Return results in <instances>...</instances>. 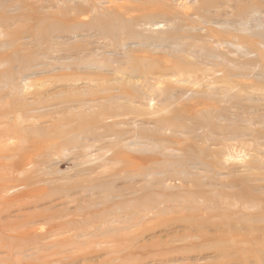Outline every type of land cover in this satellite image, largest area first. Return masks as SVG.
<instances>
[{
	"label": "rangeland",
	"instance_id": "1",
	"mask_svg": "<svg viewBox=\"0 0 264 264\" xmlns=\"http://www.w3.org/2000/svg\"><path fill=\"white\" fill-rule=\"evenodd\" d=\"M88 2L92 3L93 0H88ZM98 2L95 4L101 12L110 9L118 11L116 9L121 7L119 11H122L123 18H126L128 14V17L139 16L142 14L139 12L140 8L149 7L155 13L154 23L160 25L155 30H151L153 32H146L144 35L156 36L159 33L171 31L170 34L177 36L180 43L187 42L188 49H185L187 52L173 53V50H170L167 45L156 47L154 50L147 48L141 50L143 47L136 48L138 45L136 43H139L137 39L120 41L121 38L113 43L102 37L96 28L90 30L82 28L73 32L70 27L72 22L60 24L70 28L67 32L49 36L48 39L54 44L49 53L34 52L33 47L36 41L27 35L17 37L19 42L17 43L27 44L29 50L21 51L13 58L10 56V51L0 52V57H10L14 61L15 59L21 60V57L32 52L34 55L31 53L28 56H34L32 58L37 61L34 62L35 64L38 65L41 62L46 64L43 69L30 66L23 69L24 72L19 69L27 79L30 76L27 86L30 87L31 93L29 89L28 92H25L28 95L20 97V102L26 103L24 105L27 107L17 109V112L13 110L19 115L14 117L15 114H12L7 123L16 126L19 118H24L22 122L26 120V123H21L20 120V124H17L21 128L20 131L23 129V132H26L24 134L26 137L15 139L14 143L19 149V154L22 150V156L27 151H37L32 157L34 167L32 168L33 173L29 177L30 185H32L29 188L39 186L36 183L38 178L45 179L41 186L50 189L52 193L58 192L43 201L38 208H47L48 213L59 212L56 213L57 217L55 215L46 221L35 222L34 229L25 236H16L1 230L0 258L2 260L0 259V263L264 264V0H98ZM256 2H259L258 5H262V7L255 6ZM39 5L35 4L36 7ZM42 6L41 12L43 13L55 11L54 8H51L54 4L50 1L45 2ZM81 6L87 5L84 3ZM253 6H255L254 10H257H255L256 12L250 8ZM157 9L167 11L168 15H163V11L160 10L157 12ZM242 11L249 13L246 14ZM125 12L130 13L125 14ZM91 16V14H87L80 19L87 22ZM77 22L74 23L77 24ZM24 24L26 23L16 20L10 29L18 27L22 30L25 26L28 28L30 25ZM106 24L108 25L109 21L93 25L105 28ZM20 38L21 40H19ZM0 40H4V38L0 36ZM122 42L127 47L137 49L136 56L152 60L158 66L151 70L143 64L145 68H140L133 74L128 60L121 58L122 56L120 55V57L118 54L121 52L119 47ZM190 51L192 52L190 53ZM208 51L213 52L212 55H221V52L223 53L221 56L224 57L218 58V61L221 60L218 63L217 59H212L209 56ZM214 52H218V54ZM117 58L118 60L121 58L120 61L124 68L122 65L121 67L126 69L124 71L126 75L112 74V70L116 67L114 60ZM95 59L97 63L105 62L106 66H100L101 69L97 67L93 70L89 67L86 69L78 67L79 62L95 61ZM108 59L111 61L107 62ZM124 60H127L128 63ZM176 61L179 66L174 69L173 63ZM34 63H32L33 66H35ZM68 63L71 65L66 70L64 65L69 66ZM15 65L17 66L16 63ZM188 65L192 68H189L188 71H195L190 77V79L193 78V81L185 83L187 85L174 83L170 79L173 75L172 72H175L180 66L179 69L188 68ZM213 65L215 66L213 67ZM4 66L3 69L0 67V72L6 69V65ZM107 67L111 69L109 70ZM14 70L19 72L18 68H14ZM29 70L32 73H29ZM165 70L167 71L165 72ZM211 70H216L215 73L221 72L215 74L211 73ZM161 71L165 72L160 79L162 84L154 85L155 88L153 83L148 82L149 87H154L153 108L148 109L145 101L131 99L134 88L137 89L142 80L144 82V78L152 81V78L159 76L156 72ZM95 73L100 77L99 81H97L99 77L94 76ZM203 73L206 74V77L208 76V78L205 77L207 80L202 79ZM213 74L216 77L220 76L216 79L215 76H212ZM140 76L144 77L139 79ZM86 77L87 80H85ZM93 79L96 80L93 81ZM208 86L215 91L214 93L207 92L210 95L209 98L205 96L209 89ZM161 88L164 90L162 91ZM169 88L175 90L174 101L173 98L169 100L163 95V92ZM198 89L205 90L203 92L199 90L200 95V93H195ZM179 90L181 91L178 92ZM188 90H195V92L192 91L196 95L193 96L195 99L190 98L192 94H187L190 99L186 98L185 92ZM156 91L159 92L160 98ZM35 92L36 94L33 95ZM223 92H227V95L223 96ZM30 94L32 98L29 96ZM231 94L233 95L231 96ZM35 95L37 96L34 97ZM182 96L184 100L181 99ZM218 96L220 98H216ZM225 97L228 101H223ZM232 97H235L233 101ZM1 100L7 102L6 107L10 106L12 100L15 101L13 98H2ZM3 101L0 103L3 104L1 107L5 109ZM75 102L80 104L77 106ZM89 102L93 105H89ZM97 106L98 108H95ZM117 106L120 107V110ZM37 109L41 112H38ZM87 115L90 116L87 117ZM181 115L185 119H182ZM93 117L95 118L92 120ZM211 117L212 122L209 121ZM67 118L71 121L67 120L69 124L65 125L62 120ZM187 123H190L189 127ZM204 126H208L209 131ZM59 130L61 133L66 131V136H64L65 133H62L61 138H59L60 136L56 138L58 136L56 131ZM105 131L107 137L104 134ZM167 131L169 132L167 133ZM152 132L155 134L152 135ZM29 135L30 137H28ZM148 135L155 138L148 137ZM223 136H226V140ZM162 138L167 141L161 140ZM34 142L41 146L36 151L32 147ZM55 143H59L61 146ZM211 144L218 148L213 149ZM231 144L235 147L229 151V156L231 155L230 157L233 159L226 157L228 159L225 160L226 158H222L224 154L228 153L224 150L226 149L225 145ZM188 146H191L189 147L191 151L188 150ZM79 148L86 151L85 154L88 155L84 156V159V153ZM220 148H224L223 151ZM53 149L55 152H51ZM59 149L61 151H58ZM44 151L45 155L46 152L49 153L45 156ZM70 151L75 152L70 153ZM193 151L197 153H193ZM41 153L43 154L40 155ZM185 154L189 158L191 157L194 163H191ZM173 159L176 160L178 166ZM101 161L105 162L101 163ZM79 162L83 167L78 165ZM199 162L200 164H198ZM206 163H209L210 169L207 168ZM87 164L89 165L87 166ZM90 170L92 171L90 172ZM42 174L44 175L42 176ZM77 174L79 176H76ZM85 180L90 182L86 183ZM159 183L162 185L160 186ZM17 184L20 183L17 182ZM85 184L88 186L85 187ZM93 185L96 187L94 188ZM87 188L92 191H88ZM61 190L63 191L61 192ZM255 203L260 204L257 207ZM247 204L249 205L247 206ZM50 205L51 207H49ZM23 211L34 213L37 209L31 206ZM1 218L2 222L13 220L5 215ZM261 220L262 222H259ZM56 223L62 224V229L50 232L51 226ZM48 231L50 233L45 237L42 236ZM60 238L64 244L61 243ZM4 239L9 241V244ZM253 239H256V242ZM9 246L15 247V250L13 251ZM5 259H8V262Z\"/></svg>",
	"mask_w": 264,
	"mask_h": 264
},
{
	"label": "bare ground",
	"instance_id": "2",
	"mask_svg": "<svg viewBox=\"0 0 264 264\" xmlns=\"http://www.w3.org/2000/svg\"><path fill=\"white\" fill-rule=\"evenodd\" d=\"M33 1V2H32ZM48 1H50L52 4H54V6L53 7H51V8H54L55 9V11L54 12H51V11H49V12H45V13H43V12H41V10H42V5L45 3V2H48ZM96 2H98V0H93V2L92 3H89L88 2V0H60L59 2H58V0H31V2H30V0H0V36H2L3 38H4V40H0V52L1 51H10L11 52V55L10 56H12V58H13V56H15L16 54H18L19 52H23V51H25V50H29L30 48L29 47H27V44H23V43H20V44H18L19 42L17 41V37H23V36H26L27 35V37H29V38H31L32 40H34V41H36V43H35V45H34V47H33V49H34V52H36V51H40V52H44V53H49L50 51H51V49L54 47V44L53 43H51L50 42V40L48 39L49 38V36H53V34H61V33H65V32H67V30H69L70 28H68V27H66V26H61L60 24H62L63 22H72L73 24L70 26V27H72L71 28V30H73V32L74 31H77V30H79V29H82V28H87V29H93V28H96L97 30H98V32L101 34V36L102 37H104L105 39H109L111 42H116V40L118 39V40H120L121 38V40L120 41H122V40H127V39H130V40H132V39H137L138 41H139V43H136V44H138L137 45V47L136 48H140V47H143V49H141V50H144V48H147V49H149V50H154L156 47H162V46H165V45H167L168 46V48L170 49V50H173L172 52L174 53V52H187L185 49H188L187 48V45H186V43L187 42H185L184 40V43H180L179 42V39H178V37L177 36H175V35H172V34H170V32L168 33V32H163V33H157L158 35H156V36H146V34L144 35V33H146V32H153V31H151V30H155V28H157V27H159V25L160 24H157V23H154V21H153V19H155V13H153V10H150L149 9V7H142V8H140L139 9V12L140 13H142L141 15H139V16H130V17H128V13H130V12H125V14H128L127 15V17L126 18H123V14H122V11H119L120 9H121V7H118V8H120V9H116V10H118V11H114L115 9H110V10H106V11H103V12H101V10H99V8L97 7V4H95ZM29 3V4H28ZM86 4L87 6H81V4ZM99 3V2H98ZM110 3V2H109ZM115 3V2H114ZM257 3V2H256ZM259 3V2H258ZM258 3L257 4H255V6H257L258 5ZM35 4H40L39 5V7H36L35 6ZM101 4V3H100ZM260 4V3H259ZM123 6V5H122ZM255 6H253V7H250V8H252L253 10H254V8H255ZM259 6V8L260 7H262V5H258ZM263 6H264V4H263ZM83 7H84V9H83ZM249 8V9H250ZM258 8V7H257ZM258 8V9H259ZM249 9H248V11H249ZM149 10V11H148ZM158 10V9H157ZM157 10H154V11H157ZM161 12L163 11V10H161V9H159ZM159 10L157 11V12H159ZM252 10V11H253ZM256 10V9H255ZM254 10V11H255ZM248 11H242V12H244V13H246L247 14V12ZM250 11H251V9H250ZM254 11H253V13H254ZM257 11V10H256ZM255 11V12H256ZM164 12V13H163ZM162 12V14L163 15H168L165 11H163ZM124 13V12H123ZM136 13V12H135ZM135 13H133L134 15H135ZM166 13V14H165ZM249 13V12H248ZM10 14H12V15H10ZM87 14H91L92 16L88 19V21L87 22H83V20H81L80 18L81 17H83L84 15L85 16H87ZM131 15V14H130ZM170 15V14H169ZM125 16V15H124ZM160 16H161V14H160ZM55 18V19H54ZM16 20H18V21H21L22 23H28L27 25H29L28 26V28L26 27H24L22 30L20 29V28H13V29H10L12 26H14V24H15V22H16ZM75 21H78L77 22V24H75L74 22ZM109 21V24L107 25L106 24V27L105 28H103V27H96V25H93V24H95V23H97V24H101V23H104V22H108ZM26 24H24V25H26ZM71 32V31H70ZM72 34H75V33H72ZM124 38V39H123ZM2 39V38H1ZM19 40H21V38L19 39ZM18 42V43H17ZM191 47V46H190ZM120 50H121V52L120 53H118L119 54V56L121 57V58H123V59H127L128 60V62H129V64H130V66H131V71H132V73L134 74L135 72L134 71H139L140 70V68H142L143 69V67L145 68V66H147V68L148 69H151V70H154L155 69V67H157L158 65L155 63V62H153L152 60L151 61H149V60H147L145 57H140V56H136L135 54H137V52H138V50L137 49H133V48H131V47H127L126 46V44L124 43L123 44V42H122V44L120 45ZM93 50V49H92ZM135 50H137V51H135ZM192 50V49H191ZM97 52V51H96ZM141 53H145V54H150V53H147L146 51H140ZM192 51H190V53H191ZM212 52V51H211ZM32 53V52H31ZM31 53H28V55L30 54L31 55ZM43 53V54H44ZM207 53H209V56H211L212 57V59H217V62L219 63L220 61H218V58H220V57H224V56H221L223 53H221L220 52V54L221 55H212V53H210L209 51L207 52ZM214 53H217L218 54V52H214ZM40 54V53H39ZM97 54V53H96ZM114 54V53H113ZM134 54V55H133ZM5 55V54H4ZM27 54H26V56H24V57H21L22 59L21 60H16L15 59V61L14 60H12V59H10V57H0V67H2V69H3V67H5L4 65H6V69L4 70V71H2V72H0V101H3V100H1L2 98H13V99H15V101L14 100H12V102H11V104L9 103V101H8V104H10V106H8V107H6L5 105H6V103H5V101H3V103H4V106L3 107H5V109L4 108H2L1 107V105H3V104H1L0 103V218H1V216H3V215H5L7 218H13V220H11V221H9V220H7V221H4V222H2L1 221V219H3V218H1L0 219V231L1 230H3V231H8V232H10V233H13L14 235H16V236H25L26 234H29V231L30 230H33L34 229V224H35V222H37V221H46V220H48V219H51V218H53V217H55V215H56V213H59L58 211H56L55 213L53 212V213H48L47 211H46V209L45 208H38V206L41 204V203H43V201H45L47 198H50V197H52V196H54V194H57V192L56 193H52V191L50 190V189H47V188H45V187H43V186H41L44 182H45V179H43V178H38L37 179V184L39 185L38 187H30L29 188V186H32V185H30L31 184V179H29V177L31 176V174L33 173V170H32V168L34 167V165L32 164V157H33V155H35L34 153H36L37 151V149H39L41 146H39V144H36V142H34L33 144H32V147L33 148H35V151L36 152H34V151H30V152H28L27 150V152H25V153H23V154H25L24 156H22L21 154H22V150H20L21 151V153L19 154V149L15 146V143H14V140L15 139H19V138H22V137H24L25 135L24 134H26V132H23L24 130L22 129V131H20L21 130V128H20V126L18 125L17 126V124L19 123V121L21 120V123H24V122H22V119H24V118H14L15 120H17L18 119V122H17V124H16V126H15V124H13V125H9L8 123H7V121H8V119H9V116H11L12 114H15V116L14 117H16V115H19V113H15L13 110H15L16 112L18 111L17 109H25L26 107H25V105L24 104H26V103H21L20 102V99L21 98H23V96L24 95H26L27 93H25V92H28V90L30 89V87L29 86H27L28 85V81L30 80L29 79V77H28V79H27V77L26 76H24L23 75V72H24V70L23 69H26L27 67H35V68H41V69H43V67L46 65V64H44V63H40V64H35L37 61H35V58H32V57H34V56H28ZM32 55H34L33 53H32ZM42 55V54H41ZM101 55V54H100ZM2 56V55H1ZM45 56H46V54H45ZM35 57L37 58L38 56H36V53H35ZM98 57V56H97ZM96 57V58H97ZM120 58V59H121ZM148 58V57H147ZM120 59L118 60V58L117 59H115L114 60V65H115V63H116V67H115V69L114 70H112V74L113 75H119V76H123V75H126L125 74V70L126 69H122V67H123V65H122V61H120ZM186 59V58H185ZM224 59V58H223ZM38 60V59H37ZM40 60V59H39ZM42 60V59H41ZM40 60V61H41ZM82 60V59H81ZM104 60V59H103ZM127 60L125 61V62H127ZM17 61V62H16ZM83 61V60H82ZM99 61V60H98ZM110 62L111 60H107V62ZM148 61V62H147ZM35 62V63H34ZM79 62V61H78ZM113 62V61H112ZM127 62V63H128ZM15 63L17 64V66L15 65ZM32 63H34V65L35 66H33V64ZM105 63V62H104ZM103 62L102 63H97V61H96V59H95V61H86V62H83V63H78V67L80 68H92V70L94 69V68H97L98 67V69H101V68H99L100 66H106V64H104ZM178 62L176 61V62H174L173 63V68L174 67H177V66H179L178 64H177ZM186 63V62H185ZM218 63H216V64H218ZM69 64V66L67 65V66H65L66 65V62H65V65H64V68L67 70L69 67H70V65H71V63H68ZM125 64V63H124ZM143 64H145V66L143 65ZM212 64V63H211ZM213 64H215V62H213ZM15 65V66H14ZM75 65V64H74ZM73 65V66H74ZM97 65H99V66H97ZM109 65V64H108ZM121 65H122V67H121ZM126 65V64H125ZM128 65V64H127ZM176 65V66H175ZM180 65H181V63H180ZM183 65V64H182ZM220 65V64H219ZM218 65V66H219ZM222 65V64H221ZM8 66V67H7ZM83 66V67H82ZM186 66V65H185ZM185 66H184V68H185ZM191 66V65H190ZM215 65H213V67H214ZM181 67V66H180ZM179 67V68H180ZM183 67V66H182ZM14 68H18V70L19 69H22V71L23 72H21L20 70H19V72H15V70H14ZM38 68V69H39ZM62 68V67H61ZM72 68V67H71ZM108 68V67H107ZM114 68V67H113ZM124 68V67H123ZM177 69V70H175V72H172V70H171V72L173 73V75H171V77H170V79L171 80H173V82L174 83H176V84H178V85H184L185 83H190L191 82V80L193 81V78L192 79H190V77L193 75V73L195 72H190V71H188V69L189 68H191V67H189V65H188V68L186 67L185 69ZM195 68V67H194ZM218 68H220V67H218ZM31 69V68H30ZM33 69V68H32ZM109 70L111 69V68H108ZM141 69V70H142ZM175 69V68H174ZM192 69V68H191ZM208 69V68H207ZM207 69H204V70H207ZM217 69V68H216ZM83 70V69H82ZM89 70V69H88ZM1 71V70H0ZM99 71V70H98ZM107 71V70H106ZM167 70H165V72H166ZM174 71V70H173ZM212 71V70H211ZM216 71V70H215ZM215 71H212L211 73H215ZM222 71H224V70H222ZM25 72H27V71H25ZM100 72V71H99ZM109 72V71H108ZM165 72L164 71H161V72H156V74H159V76L157 77V78H152V81H148L146 78H144L145 80H144V82H143V80H142V82L140 83V85H139V87H137V89L136 88H134V93H133V96L131 97V99L132 100H141V101H145L146 102V106H147V108L148 109H150V108H153L154 107V105H152V103H153V97H155V93H153V89H154V87L156 88V86L158 85L159 86V84H162V82L160 81V79L163 77V75L165 74ZM206 72V71H205ZM221 72V71H220ZM220 72H216L215 74H219ZM29 73H32V72H30V70H29ZM110 73V72H109ZM197 73V72H196ZM25 74V73H24ZM27 74H28V72H27ZM26 74V75H27ZM96 74V73H95ZM226 74V73H225ZM28 75H30V74H28ZM33 75V74H32ZM209 75V74H208ZM93 76V75H92ZM94 76H97V74L96 75H94ZM104 76V75H103ZM212 76H215L216 77V75H212ZM220 75H217V77H219ZM230 76V75H229ZM84 77V76H83ZM89 77V76H88ZM99 76H97V78H98ZM144 76H140V77H138L139 79H142ZM197 77V76H196ZM203 77V78H202ZM201 78L202 79H204L205 77H206V74L205 73H203V76H202ZM217 77H216V79H217ZM231 77V76H230ZM93 78V77H92ZM96 78V77H95ZM135 78V77H134ZM200 78V79H201ZM206 78H208V76L206 77ZM205 78V79H206ZM212 78V77H211ZM228 78V77H227ZM82 79H85V78H82ZM99 79H100V77L98 78V80L97 81H99ZM189 79H190V81H189ZM204 79V80H205ZM81 80V79H80ZM85 80H87V77H86V79ZM96 80V79H95ZM94 79H93V81H95ZM102 80V79H101ZM106 80V79H105ZM195 81H196V78L194 79ZM207 80V79H206ZM93 81H91V82H93ZM200 81V80H199ZM219 81V80H218ZM148 82L151 84V83H153L152 85L154 86V85H156V86H150L149 87V85H148ZM208 82V81H207ZM94 83V82H93ZM201 83V82H200ZM144 84H146L145 86H144ZM175 84V85H176ZM195 84V83H194ZM202 84V83H201ZM204 84V83H203ZM218 84H219V82H218ZM185 85H187V84H185ZM215 85H217V84H215ZM32 86V85H31ZM239 86V85H238ZM187 87V86H186ZM211 87H212V84H211ZM157 88H159V87H157ZM164 88H166V87H164ZM189 88V87H188ZM204 88V87H203ZM208 88L210 89H208L207 90V88H206V94L207 95H205V96H207L208 98L210 97V95H208V93L207 92H215V91H213V88H212V90H211V88H210V86H208ZM159 91H161L162 90V88H161V90L160 89H158ZM164 90V89H163ZM162 90V91H163ZM197 90V89H196ZM201 91V89H198V91ZM203 91L205 90V89H202ZM181 90H179L178 92H180ZM193 91V90H192ZM191 90L189 91L188 90V92H185V94L187 95V94H189V95H191V97L190 98H194L195 99V97H193V96H196V95H194V93L193 92H195V90L192 92ZM198 91H196L195 93H200V91L198 92ZM203 91H201V92H203ZM225 91V90H224ZM29 92L31 93V89L29 90ZM155 92V91H154ZM209 92V93H210ZM158 93L159 92H157L156 91V94L158 95ZM212 93V94H213ZM224 94H222L223 96H226L227 94V92L225 93V92H223ZM34 94H36V92L35 93H33V95ZM184 94V95H185ZM204 94V93H203ZM211 94V95H212ZM23 95V96H22ZM28 95V94H27ZM32 95V96H33ZM163 95L167 98V99H169V100H171L174 96H175V90H174V88H169V89H166V91H164L163 92ZM176 95H178V94H176ZM185 95V96H186ZM189 95H187L186 96V98L188 99L189 97ZM200 95H201V93H200ZM229 95V94H228ZM233 94H231V96H232ZM13 96H15V97H13ZM30 97H31V94L29 95ZM29 96H28V98H29ZM37 95H35L34 97H36ZM163 96V97H164ZM184 96V97H185ZM204 96V95H203ZM204 96V97H205ZM215 96V95H214ZM230 96V95H229ZM229 96H227L228 97V100L230 99L229 98ZM21 97V98H20ZM26 97V96H25ZM33 97V98H34ZM158 97H159V95H158ZM161 97V96H160ZM159 97V98H160ZM17 98V99H16ZM32 98V97H31ZM153 98V99H152ZM157 98V97H156ZM166 98H162L163 100L164 99H166ZM178 98V97H177ZM189 98V99H190ZM197 98V97H196ZM216 98H220L219 96L218 97H216ZM233 98H235V97H232V101H233ZM26 99H27V97H26ZM181 99H183V96H182V98ZM186 99V100H187ZM207 99V98H206ZM132 100H131V102H132ZM176 100H178V99H176ZM184 100V99H183ZM221 99H219V101H220ZM225 100H227L226 99V97H225V99L223 98V101H225ZM227 100V101H228ZM237 100V99H236ZM138 101V103H140ZM167 101V100H166ZM165 101V102H166ZM173 101H174V98H173ZM229 101H231V100H229ZM82 101L80 100V103H81ZM169 102H171V101H169ZM221 102V101H220ZM238 102V101H237ZM76 103V102H75ZM80 103H76L77 104V106H78V104H80ZM95 103V102H94ZM222 103H224V102H222ZM230 103V102H229ZM7 104V105H8ZM88 104V103H87ZM89 105H91L90 104V102H89ZM93 105V104H92ZM91 105V106H92ZM95 105V104H94ZM162 105V104H161ZM171 105H172V103H171ZM81 106V105H80ZM83 106V105H82ZM81 106V107H82ZM167 106H169V105H167ZM234 106V105H233ZM35 107V106H34ZM81 107H78V108H81ZM86 107H87V105H86ZM90 107V106H89ZM102 107H103V105H102ZM118 107V109L120 108L119 106H117ZM161 107V106H160ZM164 107V106H163ZM38 108V107H37ZM41 108V107H40ZM43 108H45V107H43ZM88 108V107H87ZM95 108H98V106L97 107H95ZM100 108V107H99ZM33 110L35 109V108H32ZM32 109H31V112H32ZM39 109V108H38ZM38 109H37V111H38ZM101 109V108H100ZM117 109V108H116ZM117 109V110H118ZM123 109V108H122ZM121 109V110H122ZM147 109V110H148ZM29 110V109H28ZM43 110H45V109H43ZM83 110V109H82ZM86 110H89V109H86ZM94 110H97V109H94ZM104 110V109H103ZM120 110V109H119ZM164 110V109H163ZM168 111H170L171 112V110H169V109H167ZM166 110V111H167ZM21 111V110H20ZM36 111V112H37ZM40 111V110H39ZM38 111V112H39ZM92 111V110H91ZM97 111H99V110H97ZM105 111H107V110H105ZM125 111H127V110H125ZM151 111V110H150ZM149 111V115H150V113L153 111V109H152V111L150 112ZM175 111V110H174ZM209 111V110H208ZM214 111V110H213ZM25 112V111H24ZM33 112H35V111H33ZM41 112V111H40ZM89 113H90V111H88ZM87 112V113H88ZM81 113V112H80ZM79 113V114H80ZM94 113H95V111H94ZM102 113V112H101ZM155 113H157L156 111H155ZM154 113V114H155ZM169 113V112H168ZM167 113V114H168ZM207 113H210V112H207ZM26 114H27V112H26ZM29 114V113H28ZM35 114V113H34ZM39 114V113H38ZM92 114V113H91ZM165 114V113H164ZM175 114V113H174ZM179 114V113H178ZM216 114V113H215ZM217 114H218V112H217ZM94 115V114H93ZM93 115H91V116H93ZM95 115H97V114H95ZM153 115V114H152ZM173 115V114H172ZM207 115H209V114H207ZM207 115H205L206 116V118H207ZM220 115V114H219ZM20 116H22V115H20ZM27 116V115H26ZM29 116V115H28ZM88 116H90V115H87V117ZM102 116H104V115H102ZM108 116V115H107ZM106 116V117H107ZM156 116H157V114H156ZM182 116V115H181ZM213 116V115H212ZM78 117H81L80 115H78ZM82 117H84V116H82ZM175 117V116H174ZM183 117V116H182ZM29 118H30V116H29ZM39 118V117H38ZM37 118V119H38ZM42 118V117H41ZM95 117H93L92 118V120L94 119ZM109 118V117H108ZM177 118V117H176ZM180 118V117H179ZM178 118V119H179ZM200 119L202 118V116L201 117H199ZM210 118V117H209ZM214 118V117H213ZM43 119V118H42ZM73 119H75V118H73ZM81 119V118H80ZM171 119V118H170ZM182 119H185L184 117L182 118ZM198 119V118H197ZM67 120L69 121L70 119H63L62 121H63V124H65L66 125V123H67ZM207 120H209V119H207ZM31 121V120H30ZM71 121V120H70ZM69 121V122H70ZM72 121H74V120H72ZM80 121V120H79ZM157 121V120H156ZM163 121V120H162ZM165 121V120H164ZM174 121V120H173ZM209 121H211L212 122V117H211V120H209ZM208 121V122H209ZM9 122V121H8ZM16 122V121H15ZM14 122V123H15ZM82 122V121H81ZM175 122V121H174ZM173 122V123H174ZM199 122H201V121H199ZM204 122H206L205 121V119H204ZM211 122H209V123H211ZM26 123V122H25ZM83 123H85L84 121H83ZM154 123H155V121H154ZM183 123V122H182ZM181 123V124H182ZM198 123V122H197ZM203 123V122H202ZM20 124V123H19ZM69 123H67V125H68ZM80 124V123H79ZM98 124V123H97ZM171 124H172V122H171ZM184 124V123H183ZM188 124V123H187ZM190 124V123H189ZM189 124H188V127H189ZM201 124V123H200ZM213 124V123H212ZM215 124V123H214ZM106 125V124H105ZM118 125H120V124H118ZM185 126H186V124H184ZM207 125V124H206ZM93 126V125H92ZM95 126H96V124H95ZM155 126V125H154ZM169 126V125H168ZM203 126V125H202ZM97 127H100V126H97ZM106 127V126H105ZM156 127H158V126H156ZM178 127V126H177ZM181 127V126H180ZM183 127V126H182ZM204 127H208V126H204ZM20 128V129H19ZM23 128V127H22ZM102 128V127H101ZM166 128H167V126H166ZM176 128V127H175ZM174 128V129H175ZM183 128H185V127H183ZM210 128H211V126H210ZM169 129V128H168ZM172 129V128H171ZM178 129H179V127H178ZM178 129H176L177 131H179ZM193 129V128H192ZM208 129V131H209V128H207ZM207 129H205V130H207ZM218 129H220V128H218ZM223 129V128H222ZM68 130H70V129H68ZM103 130V129H102ZM106 130V129H105ZM163 130V129H162ZM176 130H174L175 132H176ZM189 130H191V129H189ZM213 130H217V129H213ZM221 130V129H220ZM219 130V131H220ZM27 131V130H26ZM28 131H29V128H28ZM164 131H165V129H164ZM173 131V132H174ZM185 131H187V130H185ZM207 131V132H208ZM218 131V130H217ZM222 131V130H221ZM220 131V132H221ZM233 131V130H232ZM66 132V131H65ZM64 132V133H65ZM155 132V131H154ZM169 131H167V133H168ZM181 132V131H180ZM197 132V131H196ZM201 132H203V131H201ZM205 132V131H204ZM206 132V133H207ZM225 132V131H224ZM63 133V132H62ZM61 133V131L59 130V131H56V135H58L56 138H58L59 136V138H61L63 135H61L62 134ZM63 133V134H64ZM68 133V132H67ZM107 132L105 131V133L104 134H106ZM120 133V132H119ZM151 133V132H150ZM192 133H193V131H192ZM199 133V132H198ZM197 133V134H198ZM227 133V132H226ZM225 133V134H226ZM236 133V132H235ZM31 134V133H30ZM155 133H153L152 132V135H154ZM159 134V133H158ZM185 134H187V133H185ZM202 134V133H201ZM222 134V133H221ZM233 135H234V133H232ZM116 135H117V133H116ZM150 135V134H149ZM148 135V137H153V136H149ZM166 135V134H165ZM183 135V134H182ZM217 135V134H216ZM229 135H230V133H229ZM55 136V135H54ZM64 136H66V133L64 134ZM104 136V135H103ZM118 136V135H117ZM184 136H187V135H184ZM188 136H190L189 135V133H188ZM192 136V135H191ZM199 136V135H198ZM197 136V137H198ZM207 136V135H206ZM208 136H210V135H208ZM218 136H220L219 134H218ZM222 136V135H221ZM239 136V135H238ZM26 137V136H25ZM28 137H30V135L28 136ZM53 137V136H52ZM105 137V136H104ZM106 137H107V134H106ZM157 137V136H156ZM195 137V136H194ZM193 137V138H194ZM211 137H212V134H211ZM226 137V136H225ZM224 136H223V138H225ZM153 138H155V137H153ZM167 138V137H166ZM203 138V137H202ZM222 138V139H223ZM234 138V137H233ZM238 138V137H237ZM23 139V138H22ZM157 139V138H156ZM160 139V138H159ZM165 139V138H164ZM163 138L161 139V140H164ZM206 139V138H205ZM231 139H232V137H231ZM230 139V140H231ZM236 139V138H235ZM151 140H152V138H151ZM166 140V139H165ZM213 140H214V138H213ZM224 140H226V138L224 139ZM228 140V139H227ZM237 140V139H236ZM167 141V140H166ZM67 142V141H66ZM163 142V141H162ZM172 142V141H171ZM195 142V141H194ZM206 142V141H205ZM207 142H208V140H207ZM209 142H210V140H209ZM239 142V141H238ZM62 143V142H61ZM68 143H72V142H68ZM215 143H217V142H215ZM55 144H59V143H55ZM63 144V143H62ZM177 144V143H176ZM207 144V143H206ZM210 144V143H209ZM214 144V143H213ZM227 144V143H226ZM60 146H61V144H59ZM59 145H57V146H59ZM73 145V144H72ZM201 145V144H200ZM208 145V144H207ZM216 145V144H215ZM221 145V144H220ZM50 147H51V145H49ZM69 146V145H68ZM74 146V145H73ZM80 146V145H79ZM210 146V145H209ZM211 146H212V144H211ZM217 146H218V144H217ZM223 146H224V144H223ZM186 147V146H185ZM189 147H191V146H188V150H190L189 149ZM208 147V146H207ZM213 147V146H212ZM216 147V146H215ZM215 147H213V149L215 148ZM222 147V146H221ZM28 148V147H27ZM58 148V147H57ZM63 148H64V146H63ZM67 148V147H66ZM73 148V147H72ZM85 148V147H84ZM216 148H218V147H216ZM225 148L226 149H224V148H220V150L221 151H223V149L224 150H226V151H228V153L227 154H224L223 156H222V158H226V157H230L229 156V151L230 150H233V148H235L234 146H232V144L231 145H228V146H226L225 145ZM30 149V148H29ZM68 149V148H67ZM80 149V148H79ZM159 149V148H158ZM186 149V148H185ZM195 149V148H194ZM212 149V148H211ZM54 150V149H53ZM51 151V152H55V150H56V147H55V150L54 151ZM75 150V149H74ZM81 150V149H80ZM166 150V149H165ZM168 150V149H167ZM196 150V149H195ZM194 150V151H195ZM198 150V149H197ZM200 150V149H199ZM46 151V150H45ZM45 151H44V155H45ZM58 151H61L60 149L58 150ZM64 151V150H63ZM66 151V150H65ZM82 151V150H81ZM184 151V150H183ZM182 151V152H183ZM191 151V150H190ZM193 151V153H197V152H194ZM214 151V150H213ZM72 151H70V153H71ZM75 151H73L72 153H74ZM84 154L86 153V151L84 152V151H82ZM81 152V153H82ZM167 152V151H166ZM165 152V153H166ZM179 152H181V151H179ZM199 152V151H198ZM200 152H201V150H200ZM232 152V151H231ZM231 152H230V154H231ZM49 152H46V155L48 154ZM82 153V154H83ZM161 153H163V152H161ZM184 153V152H183ZM186 153V152H185ZM204 153V152H203ZM216 153V152H215ZM233 153V152H232ZM43 153H41L40 155H42ZM77 154V153H76ZM83 154V159L85 158V157H87L88 155L87 154H85L84 155ZM90 154V153H89ZM200 154V153H199ZM43 155V156H44ZM45 155V156H46ZM73 155V154H72ZM179 155V154H178ZM178 155H176V156H178ZM186 156H187V154H185ZM212 155V154H211ZM85 156V157H84ZM180 156V155H179ZM184 155H182V157H183ZM197 156V155H196ZM207 156V155H206ZM215 156V155H214ZM76 157H77V155H76ZM163 157V156H162ZM170 157V156H169ZM185 157V156H184ZM188 158H189V156H187ZM202 157V156H201ZM233 157V156H232ZM72 158V157H71ZM164 158V157H163ZM171 158V157H170ZM204 158V157H203ZM231 158V157H230ZM75 159H77V158H75ZM95 159V158H94ZM176 159V158H175ZM175 159H173V160H175ZM190 160L192 159L191 157L189 158ZM194 159V158H193ZM199 159V158H198ZM206 159V158H205ZM211 159V158H210ZM214 159V158H213ZM228 158H226L225 160H227ZM231 159H233V158H231ZM235 159V158H234ZM39 160V159H38ZM103 160V159H102ZM167 160V159H166ZM169 160V159H168ZM171 160V159H170ZM169 160V161H170ZM184 160V159H183ZM186 160V159H185ZM36 161V160H35ZM87 161H88V159H87ZM169 161H168V163H169ZM181 161V160H180ZM200 161V160H199ZM223 161V160H222ZM95 162V161H94ZM105 161H101V163H104ZM117 162V161H116ZM166 162V161H165ZM175 163H177L176 162V160L174 161ZM178 162H179V159H178ZM193 161L191 160V163H192ZM216 162V161H215ZM225 162H227V161H225ZM100 163V162H99ZM106 163H107V161H106ZM109 163V162H108ZM119 163V162H118ZM172 163V162H171ZM194 163V162H193ZM38 164V163H37ZM36 164V165H37ZM81 163L79 162V166H82V164L80 165ZM83 164H84V161H83ZM111 164V163H110ZM114 164V163H113ZM117 164V163H116ZM179 164H181V163H179ZM184 164V163H183ZM198 164H200V162L198 163ZM197 164V165H198ZM201 164H203V163H201ZM207 164V163H206ZM209 164V163H208ZM208 164H207V166H208ZM221 164V163H220ZM226 164V163H225ZM76 165H77V163H76ZM86 165V164H85ZM89 164H87V166H88ZM177 166H178V163L176 164ZM188 165V164H187ZM186 165V166H187ZM218 165V164H217ZM41 166V165H40ZM183 166V165H182ZM203 166V165H202ZM201 166V167H202ZM215 166V165H214ZM83 167V166H82ZM185 167V166H184ZM200 167V166H199ZM210 166H208L207 168H209ZM96 168V167H95ZM94 168V169H95ZM204 168V167H203ZM206 168V167H205ZM74 169V168H73ZM77 169V168H76ZM88 169H90V168H88ZM180 169V168H179ZM183 170H184V172H185V169L184 168H182ZM196 169V168H195ZM210 169V168H209ZM87 170V169H86ZM205 170V169H204ZM211 170H213V169H211ZM35 171V170H34ZM85 171V170H84ZM92 170H90V172H91ZM214 171V170H213ZM221 171V170H220ZM38 172H40V171H38ZM37 172V173H38ZM74 173L76 172V171H73ZM77 172H78V169H77ZM76 172V173H77ZM86 172V171H85ZM85 172H83V173H85ZM95 172V171H94ZM219 172V171H218ZM93 173V172H92ZM124 174H126V172H123ZM122 173V174H123ZM175 173V172H174ZM174 173H172L173 175H174ZM186 173V172H185ZM48 174V173H47ZM50 174V173H49ZM52 174V176H53V173H51ZM79 174H80V172H79ZM89 174H91V173H89ZM119 174H121V173H119ZM44 174H42V176H43ZM46 175V174H45ZM176 175V174H175ZM76 176H79L78 174L76 175ZM92 176V175H91ZM185 176H187V174H185ZM188 176H189V174H188ZM40 177V176H39ZM88 177V176H87ZM37 178V177H36ZM52 178V177H51ZM35 179V178H34ZM33 179V180H34ZM163 179H165V176H163ZM53 180H55V179H53ZM60 180V179H59ZM162 180V179H161ZM190 180V179H189ZM56 181V180H55ZM86 181V180H85ZM17 182L18 183H20V184H17ZM87 182H90L89 180H87L86 181V183ZM102 182V181H101ZM164 182V181H163ZM188 182V181H187ZM56 183V182H55ZM81 183H83V182H81ZM110 183H111V181H110ZM162 183V182H161ZM161 183H159V185L161 186L162 184ZM166 183H167V181H166ZM17 184V185H16ZM112 184V183H111ZM34 185H35V183H34ZM51 185H52V183H51ZM80 185V184H79ZM82 185H84V183L82 184ZM95 185H97V184H95ZM100 185V184H99ZM165 185V184H164ZM229 186H230V184H228ZM63 186V185H62ZM88 186V184L86 185L85 184V187H87ZM101 186V185H100ZM19 187V188H18ZM83 187V186H82ZM84 187V188H85ZM93 187L95 188L96 186H94L93 185ZM98 187V186H97ZM103 187V186H102ZM107 187H108V185H107ZM58 188V187H57ZM109 188H110V186H109ZM167 188L169 189V186H167ZM103 189V188H102ZM159 189V188H158ZM55 190V189H54ZM68 190V189H67ZM72 190V189H71ZM85 190V189H84ZM87 190H88V188H87ZM87 190H86V192H87ZM90 190V189H89ZM88 190V191H89ZM105 190V189H104ZM108 190V189H107ZM106 190V191H107ZM56 191V190H55ZM63 190H61V192H62ZM90 191H92V190H90ZM110 191V190H109ZM165 191V190H164ZM68 193V192H67ZM199 195V194H198ZM249 198V197H248ZM58 199V198H57ZM251 199H253V198H251ZM55 200V199H54ZM200 200V199H199ZM249 200H250V198H249ZM251 204H254V203H251ZM255 204H257V207L259 206V204L258 203H255ZM203 205H205V204H203ZM230 205V204H229ZM241 205V204H240ZM244 205H246V204H244ZM249 204H247V206H248ZM31 206H33L35 209H37V211H35L34 213H30L29 211H27V212H22V210L23 209H25V208H27V207H31ZM214 206H216V205H214ZM252 206V205H251ZM256 206V205H255ZM49 207H51V205L49 206ZM246 207V206H245ZM204 208V207H203ZM242 208H244V207H242ZM252 209H253V207H251ZM255 208V207H254ZM50 209V208H49ZM245 209V208H244ZM245 210H247V208L245 209ZM248 210H249V208H248ZM13 212H14V214H13ZM249 215V214H248ZM62 216H63V214H62ZM61 215H60V217H62ZM218 216V215H217ZM56 217H57V215H56ZM59 217V216H58ZM71 217V216H70ZM72 220H73V218H71ZM69 222V221H68ZM259 222H262V220L261 221H259ZM72 223H73V221H72ZM42 224H44V223H42ZM40 226H41V224H39ZM68 225V224H67ZM43 226V225H42ZM62 224H60V223H56V225H52L51 226V228H50V232L52 231V233H53V231H57V230H60V229H62ZM40 230V229H39ZM74 230V229H73ZM69 231V230H68ZM49 231L48 232H46V233H43L42 234V236H46L48 233H50ZM65 233H67V232H65ZM71 233V232H70ZM4 234V233H3ZM72 234V233H71ZM70 234V236H72ZM75 234V233H74ZM232 234V233H231ZM1 235V234H0ZM57 235V234H56ZM60 235V234H59ZM65 235V234H64ZM228 235V234H227ZM249 235V234H248ZM36 236V235H35ZM68 236V235H67ZM77 236V235H76ZM75 236V237H76ZM225 236V235H224ZM4 237V236H3ZM9 237V236H8ZM52 237H54V236H52ZM56 237V236H55ZM73 237H74V235H73ZM245 237V236H244ZM249 237H251V235H249ZM252 237H254V236H252ZM5 238V237H4ZM48 238V237H47ZM50 238H51V236H50ZM63 238V237H62ZM72 238V237H71ZM10 239H11V237H10ZM39 239V238H38ZM61 239V238H60ZM231 240H232V238H230ZM229 239V240H230ZM250 239V238H249ZM5 240V239H4ZM3 240V241H4ZM8 240V239H7ZM68 240V239H67ZM250 240H252V239H250ZM254 240V239H253ZM256 240V239H255ZM254 240V241H255ZM1 241V240H0ZM6 241V240H5ZM56 241V240H55ZM61 241V243L64 241V238H63V241H62V239L60 240ZM69 241V240H68ZM237 241H238V239H237ZM248 241V240H247ZM246 241V242H247ZM7 243L9 242V241H6ZM5 242V243H6ZM57 243H58V241H56ZM66 242V241H65ZM231 242H233V241H231ZM236 242V241H235ZM250 242H252V241H250ZM256 242V241H255ZM5 243H4V247H5ZM6 243V245H8ZM60 243V244H61ZM67 243H69V242H67ZM66 243V244H67ZM234 243V242H233ZM48 244V243H47ZM54 244V243H53ZM62 244H64V243H62ZM50 245V244H49ZM44 246H46V245H44ZM53 246H55V245H53ZM57 246V245H56ZM9 247H12V246H9ZM6 248V247H5ZM15 247H12V249H13V251L15 250L14 249ZM40 248V247H39ZM48 248V247H47ZM56 248V247H55ZM60 248V247H59ZM11 249V250H12ZM18 249V248H17ZM23 249V248H22ZM37 249V248H36ZM8 251V250H7ZM18 251V250H17ZM23 251V250H22ZM19 252V251H18ZM42 252H44V251H42ZM16 253V252H15ZM15 253H14V255H15ZM53 253V252H52ZM56 253V252H55ZM54 253V254H55ZM17 254V253H16ZM7 255H8V253H7ZM19 255V254H18ZM51 255V254H50ZM43 256V255H42ZM49 256V255H48ZM44 257V256H43ZM6 258V257H5ZM13 258V257H12ZM1 260H2V258H0ZM18 259V258H17ZM7 262H8V259H5ZM11 260V259H10ZM9 260V261H10ZM19 260V259H18ZM4 261V260H3ZM12 261V260H11ZM10 261V262H11ZM17 261V260H16ZM23 263V262H22ZM1 264V263H0ZM18 264V263H17ZM20 264V263H19Z\"/></svg>",
	"mask_w": 264,
	"mask_h": 264
}]
</instances>
